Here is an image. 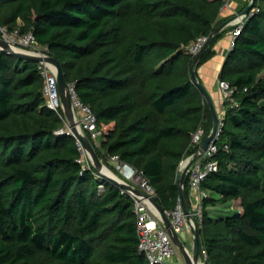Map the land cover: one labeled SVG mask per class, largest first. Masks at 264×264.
Masks as SVG:
<instances>
[{
	"label": "trees",
	"instance_id": "trees-1",
	"mask_svg": "<svg viewBox=\"0 0 264 264\" xmlns=\"http://www.w3.org/2000/svg\"><path fill=\"white\" fill-rule=\"evenodd\" d=\"M224 2L0 0V27L32 32L59 61L96 115L99 158L109 164L115 156L142 172L166 211L180 198L181 161L197 151L192 133L202 126L206 137L212 126L187 46L214 33ZM217 37L196 73L215 54ZM218 78L235 87L238 104L225 102L217 165L201 185L200 253L204 264H264V0H256ZM62 128L63 117L46 104L38 62L0 49V264H150L131 197L83 166L75 136ZM184 192L192 208L187 175ZM234 200L235 212L209 211Z\"/></svg>",
	"mask_w": 264,
	"mask_h": 264
},
{
	"label": "built area",
	"instance_id": "built-area-1",
	"mask_svg": "<svg viewBox=\"0 0 264 264\" xmlns=\"http://www.w3.org/2000/svg\"><path fill=\"white\" fill-rule=\"evenodd\" d=\"M234 1L235 0H225L222 6V9L227 8L233 14V18L231 19V29L229 31V48L234 45L235 38L240 33L246 17L250 16L253 10L252 8L249 14H245L243 11L239 12L232 6ZM1 36L14 47L27 49L38 55H49L46 48L37 43L32 32L25 34H18L17 32L10 34L3 32ZM208 38V35L199 36L187 46V49L193 55H196ZM38 68L44 77V96L47 106L63 117L64 128L61 130L67 131L73 135L72 126L66 118L60 98L55 66L50 62L42 60L38 62ZM67 91L71 100L75 126L84 135L87 136L88 134L90 139L88 136L87 137L92 143L94 142L98 145L101 130L98 127L96 115L88 104L80 100L74 84H67ZM218 91L224 103L228 102L230 106H237L238 102L233 96L235 87L230 85L229 82L219 79ZM218 117V125L215 134L216 141L224 126L225 115L221 113ZM204 135V128L199 126L192 133V146L199 147L200 143L205 138ZM75 138L81 152L79 162H81L83 166L91 167L93 165V160L89 152L76 136ZM216 141L209 143L206 150L191 162L186 172L189 179L190 195L193 197L192 208H190V210L195 220L196 218H199L198 225L201 224L202 202L204 197L207 196V191L203 189L201 185L207 174L217 165V160L214 158L215 152L217 151ZM195 153H197V151L190 154L188 157H192ZM184 159L180 163L182 168L185 164ZM111 160L116 162V168L119 171V173L116 174V178L121 182L132 184L142 192L141 194H136L130 189L121 188L122 192L127 193L131 197L134 204V213L137 218V234L139 238L138 246L140 251L145 254L150 264H172L174 262V254L177 247L150 200V197L154 198L155 196L154 187L142 172L137 171L127 163L119 161L115 156L111 157ZM165 213L170 219L173 230L178 233V235L186 230L191 232V227L183 212L180 198H178L175 208L173 210H166ZM203 254L205 255V252H203ZM180 260L182 261V257H180Z\"/></svg>",
	"mask_w": 264,
	"mask_h": 264
},
{
	"label": "water",
	"instance_id": "water-1",
	"mask_svg": "<svg viewBox=\"0 0 264 264\" xmlns=\"http://www.w3.org/2000/svg\"><path fill=\"white\" fill-rule=\"evenodd\" d=\"M256 0H250L248 5L243 9V13L249 14L251 12V9L255 5ZM223 27V25L217 27L212 33L207 41L204 43L202 48L199 50V52L195 55L193 62L191 64V76H192V82L194 85L201 91L205 101L208 103L211 114H212V126L210 129V132L208 135L203 139V141L200 143L197 153L193 155L192 157H187L184 159V166L182 168V165L179 167L178 171V176H177V181L179 184L180 188V199H181V205L183 208V212L185 214V217L191 227V233L193 237V245H192V252H189L188 248L185 246L184 242L180 238V235L176 233L172 226L170 219L166 215L164 209L160 206V204L152 197H150V200L153 204V206L156 209V212L158 216L161 218L164 226L168 230V233L172 237V240L175 244V246L180 250V252L183 254L185 263L186 264H198V262L201 260V253H200V239H199V233H198V225L193 218V215L191 213L190 207L188 206L187 203V197L184 192V179L186 176L187 169L189 165L191 164L192 161H194L202 152H204L209 145L210 142H215V134L217 130V125H218V111L216 110V106L214 103V100L212 98V95L210 92L207 90V88L203 85V83L198 79L197 73L195 71V65L201 55L204 53L206 48L212 43L214 35L220 31V29ZM0 49L5 50L7 52H12L16 54L17 56L24 58V59H31L37 62H40L42 60H45L47 62H50L53 64L56 68L57 72V81H58V90L60 94V98L63 104V108L65 111V115L67 120L69 121L70 125L72 126V131L73 135H75L83 144L85 149L89 152L92 160H93V165L96 167L98 172L107 180L110 182L116 184L117 186L121 188H126L130 189L136 194H141V190L132 184L121 182L116 178V175H114L107 167L102 163V160L99 158V156L96 153V150L92 144V142L88 139L86 135H84L82 132L79 131V129L75 126V121H74V115H73V109L71 106V100L69 93L67 91V83L64 80L63 73H62V68L59 63V61L52 55H38L34 54L31 51L20 48V47H14L12 46L6 39L3 37H0ZM104 170H108L109 172H104ZM203 263V261H202Z\"/></svg>",
	"mask_w": 264,
	"mask_h": 264
},
{
	"label": "crops",
	"instance_id": "crops-1",
	"mask_svg": "<svg viewBox=\"0 0 264 264\" xmlns=\"http://www.w3.org/2000/svg\"><path fill=\"white\" fill-rule=\"evenodd\" d=\"M247 1L248 0H235L232 6L235 10H239L241 7H243V5ZM232 18H233V14L231 13L229 9L227 8L221 9V12L219 15L220 23L218 24L217 27H219L220 25L221 26L223 25V27L218 32V37L216 38V41L214 43L215 54L209 60H207L205 63H203L197 68L198 79L203 83V85L207 88V90L212 95V98L216 106V110L218 111V115L221 113L225 114L226 112V105L224 101H222L221 95L218 91V81H219L218 76H219L220 68L224 61V58L230 49L229 48V31L231 29V19ZM109 163L113 164L114 162L112 160H109ZM192 245H193V237L191 240L190 247L188 248L186 246L189 252H192ZM201 258H202V255H201ZM181 263L186 264L185 259H182V261H180V264Z\"/></svg>",
	"mask_w": 264,
	"mask_h": 264
},
{
	"label": "rangeland",
	"instance_id": "rangeland-1",
	"mask_svg": "<svg viewBox=\"0 0 264 264\" xmlns=\"http://www.w3.org/2000/svg\"><path fill=\"white\" fill-rule=\"evenodd\" d=\"M3 32H6L5 29H3L2 27H0V37H2L1 35L3 34ZM111 160V159H110ZM114 163L113 164H106L104 163V161L102 160V163L107 167V169H109L114 175H116L117 173H119L118 169L116 168V162L113 161ZM105 172V171H104ZM213 196H216L215 194H213ZM192 197V196H191ZM239 207V202L238 200H234V201H231L229 202L227 205L223 206V205H218L217 207L215 208H209V211L211 213H215V211L218 212V214H224L225 211H230V210H234L233 212H235ZM213 211V212H212ZM232 212V211H231ZM230 212V213H231ZM232 212V213H233ZM231 213V214H232ZM196 223L197 225L199 224V218H196ZM180 238L182 239V241H184V244L185 246H187L188 248L190 247L191 245V240H192V234L191 232H188V230L186 231H182L180 233ZM180 257H182V259H184V256L183 254L180 252V250L177 248L175 254H174V262L177 263V264H180ZM201 261H203V264H204V257L202 256L201 258ZM202 264V262H201Z\"/></svg>",
	"mask_w": 264,
	"mask_h": 264
},
{
	"label": "bare ground",
	"instance_id": "bare-ground-1",
	"mask_svg": "<svg viewBox=\"0 0 264 264\" xmlns=\"http://www.w3.org/2000/svg\"><path fill=\"white\" fill-rule=\"evenodd\" d=\"M104 171L107 172V173L109 172L108 170H104ZM201 262H202V261L200 260V261L198 262V264H201ZM202 264H203V263H202Z\"/></svg>",
	"mask_w": 264,
	"mask_h": 264
}]
</instances>
